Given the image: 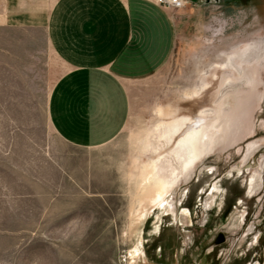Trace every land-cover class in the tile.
Returning <instances> with one entry per match:
<instances>
[{
	"label": "rangeland",
	"instance_id": "1",
	"mask_svg": "<svg viewBox=\"0 0 264 264\" xmlns=\"http://www.w3.org/2000/svg\"><path fill=\"white\" fill-rule=\"evenodd\" d=\"M5 13L0 0V264H264V0L178 12L171 57L126 83V125L90 148L51 125L65 69L44 29ZM181 117L219 129L185 172L163 127ZM153 161L163 202L146 184Z\"/></svg>",
	"mask_w": 264,
	"mask_h": 264
},
{
	"label": "crops",
	"instance_id": "2",
	"mask_svg": "<svg viewBox=\"0 0 264 264\" xmlns=\"http://www.w3.org/2000/svg\"><path fill=\"white\" fill-rule=\"evenodd\" d=\"M183 10L209 0H185ZM4 24L43 28L64 72L48 102L52 127L76 147L112 141L130 114L126 83L159 71L176 42V14L152 0H6ZM180 12V11H179Z\"/></svg>",
	"mask_w": 264,
	"mask_h": 264
},
{
	"label": "bare ground",
	"instance_id": "3",
	"mask_svg": "<svg viewBox=\"0 0 264 264\" xmlns=\"http://www.w3.org/2000/svg\"><path fill=\"white\" fill-rule=\"evenodd\" d=\"M237 116L239 119L241 118L240 114H236L235 117ZM215 121L214 118L206 120L204 117H197L188 120L185 117H181L169 123H163L164 136L167 137L168 140L173 136H177V143L173 151V156L175 157V161L176 159L178 160L180 171H187L188 167L202 160V158L213 149V146H215L218 141V138L216 139V134L213 133L218 127L216 129L215 127L212 128V124L217 125ZM188 122H191L192 126H190ZM150 169L146 184L148 187L150 186L153 191L152 201L163 202L168 188H170V184L160 178L154 161L151 163ZM172 175H174V171Z\"/></svg>",
	"mask_w": 264,
	"mask_h": 264
},
{
	"label": "built area",
	"instance_id": "4",
	"mask_svg": "<svg viewBox=\"0 0 264 264\" xmlns=\"http://www.w3.org/2000/svg\"><path fill=\"white\" fill-rule=\"evenodd\" d=\"M152 1L155 4L159 5L160 7H163L173 13L182 11L187 4L185 0H152Z\"/></svg>",
	"mask_w": 264,
	"mask_h": 264
}]
</instances>
